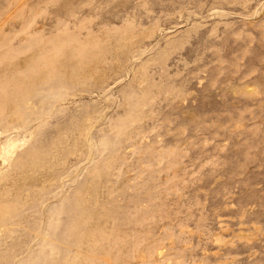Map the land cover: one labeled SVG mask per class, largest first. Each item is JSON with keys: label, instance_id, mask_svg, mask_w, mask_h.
Wrapping results in <instances>:
<instances>
[{"label": "rangeland", "instance_id": "obj_1", "mask_svg": "<svg viewBox=\"0 0 264 264\" xmlns=\"http://www.w3.org/2000/svg\"><path fill=\"white\" fill-rule=\"evenodd\" d=\"M0 264H264V0H0Z\"/></svg>", "mask_w": 264, "mask_h": 264}]
</instances>
